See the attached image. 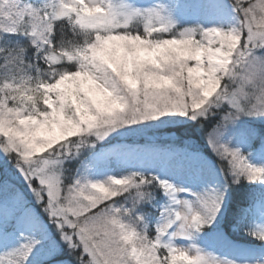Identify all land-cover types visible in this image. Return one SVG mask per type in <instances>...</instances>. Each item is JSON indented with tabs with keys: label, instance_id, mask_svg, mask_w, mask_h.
<instances>
[{
	"label": "snow or ice",
	"instance_id": "snow-or-ice-1",
	"mask_svg": "<svg viewBox=\"0 0 264 264\" xmlns=\"http://www.w3.org/2000/svg\"><path fill=\"white\" fill-rule=\"evenodd\" d=\"M210 6L0 0V264H241L199 241L230 187L264 184V0ZM156 121L171 143L119 139Z\"/></svg>",
	"mask_w": 264,
	"mask_h": 264
},
{
	"label": "rangeland",
	"instance_id": "rangeland-1",
	"mask_svg": "<svg viewBox=\"0 0 264 264\" xmlns=\"http://www.w3.org/2000/svg\"><path fill=\"white\" fill-rule=\"evenodd\" d=\"M188 1L189 0H181L182 4L184 5L185 11L187 9V6H185V4L188 3ZM191 1L193 2L194 0H190V2ZM228 2L230 3L229 0H228ZM186 12L188 13L187 18L189 20L197 19L190 12H188V11H186ZM169 126L170 125H168V124H162L159 121H156V122H153L152 124H150L148 126L143 127L140 132L125 133L119 139L125 143L130 144V145H144L147 142H156L159 144H168V143H163V142L157 141V139L161 138L163 136V134L161 136V133H157L156 129L161 128V131H165V129H167ZM129 138H131L133 140H138V141H140L142 138H144L142 140H145V142L142 143V142H138V141H129ZM261 150H264V149H261ZM249 151H252V149H249ZM253 155L255 157L256 153H253ZM205 156L209 159V161L214 166H216L215 170L213 172L205 173V182L218 181L220 183H223V176L218 171L216 156L210 157V156H207V154H205ZM150 170L155 171L157 174L160 173V175H161V172H159L155 168H152ZM161 176H163V175H161ZM163 177L171 179L168 176L167 177L163 176ZM172 180L176 181L174 178ZM178 183H182V182H178ZM241 183H243V185H246V183L251 184L249 186L251 189L250 190V196L252 198H254V200L256 201V202L254 201L252 204V210H251L252 222L253 223L264 222V216H262L260 214L261 208L264 207V184H261L260 182H249L246 179L243 180ZM229 191H230V188L228 189V197L226 200L227 207L229 204V197H230ZM160 195L162 196L160 199L161 205H163V203L167 200V197H165L162 192L160 193ZM37 210L39 211V209H37ZM154 211H156V210H154ZM49 227L53 228L54 225H51L49 223ZM221 228H222V231L218 229L217 231L209 232L207 234H202L199 242L203 246H205V247L213 250L214 252L218 253L220 256H227V257L236 259V260L240 261L241 264H245V262H247V264H255L256 260H264V244L261 243V244H259V246H253L250 244L239 242L236 239H233L231 237L230 233L226 229V225H222ZM233 230L238 231L237 227H234ZM217 232L219 234H217ZM233 242H235L237 244L236 246H234V250L231 249V246H232L231 244ZM12 243H15V240H13ZM222 245H224L226 249ZM242 246H247L248 247L247 250L243 249Z\"/></svg>",
	"mask_w": 264,
	"mask_h": 264
},
{
	"label": "trees",
	"instance_id": "trees-1",
	"mask_svg": "<svg viewBox=\"0 0 264 264\" xmlns=\"http://www.w3.org/2000/svg\"><path fill=\"white\" fill-rule=\"evenodd\" d=\"M176 127V125H170L165 131H161V128H157L156 132L161 133V136H163L157 141L163 142V143H171L172 141V136L170 135V128ZM136 138V137H135ZM140 138V137H139ZM144 139V138H142ZM133 140L129 138V141H138V142H145V140ZM147 141V140H146ZM199 146L203 150L207 156H215L210 149L207 147L206 142L204 140L203 134H200L199 138ZM216 159V158H215ZM245 184V183H244ZM248 183H246L247 185ZM243 185V183L233 185L230 187V197H229V204L228 208L229 211L226 214V218L228 220V223L226 225V229L230 233V235L242 242L250 243V244H261L260 241L256 240L253 236H251L248 232L244 231L243 228H237L238 231L233 230V224L237 223L240 218V214H244L247 216V218L252 221L251 219V210H252V204L255 201L254 198L250 196V185L248 184L247 186ZM252 187V186H251ZM160 195V199H161ZM252 198V199H251Z\"/></svg>",
	"mask_w": 264,
	"mask_h": 264
},
{
	"label": "bare ground",
	"instance_id": "bare-ground-1",
	"mask_svg": "<svg viewBox=\"0 0 264 264\" xmlns=\"http://www.w3.org/2000/svg\"><path fill=\"white\" fill-rule=\"evenodd\" d=\"M185 6H187L186 11L193 14L197 19L201 20L202 22H209L216 18L210 6V0H194L193 2H190L189 0L188 3L185 4ZM155 169L161 172V175L166 177L168 176L171 179L174 178L177 182H182L183 184L185 183L186 185H190L197 190H199L203 186L201 183L192 184L191 181L188 180L187 176L179 175L176 170L172 168L157 166L155 167ZM231 245V249L234 250V246H236L237 244L233 242ZM222 246L225 248L224 245ZM242 248L247 250L248 247L242 246Z\"/></svg>",
	"mask_w": 264,
	"mask_h": 264
},
{
	"label": "clouds",
	"instance_id": "clouds-1",
	"mask_svg": "<svg viewBox=\"0 0 264 264\" xmlns=\"http://www.w3.org/2000/svg\"><path fill=\"white\" fill-rule=\"evenodd\" d=\"M256 264H264V261H257Z\"/></svg>",
	"mask_w": 264,
	"mask_h": 264
}]
</instances>
